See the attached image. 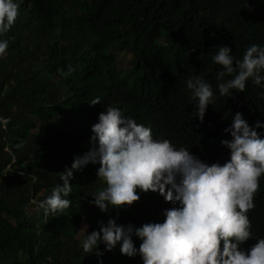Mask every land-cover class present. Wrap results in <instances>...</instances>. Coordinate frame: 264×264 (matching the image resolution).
Returning <instances> with one entry per match:
<instances>
[{
    "label": "trees",
    "instance_id": "obj_1",
    "mask_svg": "<svg viewBox=\"0 0 264 264\" xmlns=\"http://www.w3.org/2000/svg\"><path fill=\"white\" fill-rule=\"evenodd\" d=\"M15 2L18 16L0 35L8 40L0 56V264H143L139 255L121 254L119 243L88 253L82 242L109 218L134 227L163 222V210L179 205L158 192L137 189L131 206L101 212L89 200L106 184L96 176L99 162H89L73 170L68 208L45 215L36 204L62 183L74 156L93 147L91 125L107 106L150 127L154 139L223 164L229 150L220 141L231 139L223 129L233 115L242 113L250 126L264 123V88L249 80L243 92L221 97V66L212 55L215 46H228L238 60L252 44L264 46V0ZM121 51L129 54L123 69ZM189 75L214 93L203 122L192 113ZM95 97L100 101L90 105ZM256 130L264 138V129ZM253 203L251 235L238 245L244 251L264 238V174ZM132 239L138 249L141 240Z\"/></svg>",
    "mask_w": 264,
    "mask_h": 264
},
{
    "label": "clouds",
    "instance_id": "obj_2",
    "mask_svg": "<svg viewBox=\"0 0 264 264\" xmlns=\"http://www.w3.org/2000/svg\"><path fill=\"white\" fill-rule=\"evenodd\" d=\"M243 7L249 6L245 3ZM17 16L15 0H0V35L8 32ZM7 47L8 40L0 39V56ZM214 49L212 60L221 66L216 75L221 97H231L233 90L243 92L249 80L264 88V46L252 44L238 60L228 46ZM71 71L69 67L63 75ZM185 83L194 98L193 116L203 122L208 105L214 103L212 87L199 75H189ZM99 101L95 97L89 104ZM256 129H264V123L256 121L250 126L236 112L223 129L231 139L220 141L229 150V158L223 164L209 165L184 147L154 139L150 127L107 106L91 125L93 147L74 156L71 167L60 176L62 183L36 207L45 215L68 208L73 170L99 162L96 176L106 186L93 193L89 203L101 212L110 206H131L139 199L137 189L158 192L166 202L179 206L163 210V222L140 227L118 224L113 218L98 222L99 231L86 234L82 242L84 252L92 253L101 243L110 251L119 243L121 254L139 255L143 264H264V238L247 251L238 249L251 235L247 213L254 207L258 178L264 174V138ZM133 234L141 240L138 249Z\"/></svg>",
    "mask_w": 264,
    "mask_h": 264
},
{
    "label": "rangeland",
    "instance_id": "obj_3",
    "mask_svg": "<svg viewBox=\"0 0 264 264\" xmlns=\"http://www.w3.org/2000/svg\"><path fill=\"white\" fill-rule=\"evenodd\" d=\"M129 54L125 51H121L118 53V59L121 62V69L128 67V57Z\"/></svg>",
    "mask_w": 264,
    "mask_h": 264
}]
</instances>
